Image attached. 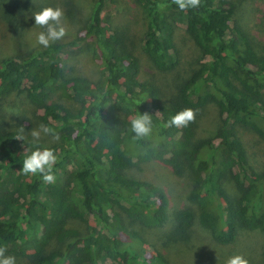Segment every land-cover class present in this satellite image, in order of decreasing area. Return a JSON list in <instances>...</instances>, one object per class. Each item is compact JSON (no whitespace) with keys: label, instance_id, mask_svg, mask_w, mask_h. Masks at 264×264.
Returning a JSON list of instances; mask_svg holds the SVG:
<instances>
[{"label":"trees","instance_id":"1","mask_svg":"<svg viewBox=\"0 0 264 264\" xmlns=\"http://www.w3.org/2000/svg\"><path fill=\"white\" fill-rule=\"evenodd\" d=\"M111 1L95 0L78 36L80 43L91 40L100 69L96 80L67 70L66 44L60 42L0 61V100L23 93L41 110L40 123L59 133L56 143L45 145L0 124V247L26 256L32 251V264H166L161 253L150 260L138 254L132 243L142 239L129 224L154 228L172 221L176 233L191 237L198 219L221 245L234 244L241 230L264 235V168L250 166L236 128L249 127L264 138V56L253 37L233 24V3L201 0L198 8L181 11L172 0H135L147 12L143 51L157 69L172 70L179 63V24L200 50L198 68L165 102L157 84L141 79L140 60L123 36L107 25L104 13ZM63 97L79 102L78 110L62 103ZM211 103L220 114L215 137L197 139V120L187 127L166 126L179 111ZM138 112L153 115L155 128L136 141L129 118ZM18 141L26 148L20 157L14 154ZM38 147H50L58 156L55 183L21 171L24 157ZM152 159L178 175L189 171L188 197L197 210L171 212L161 187L124 174ZM229 179L235 194L227 188ZM71 218L88 229L68 227ZM53 242L59 246L52 248Z\"/></svg>","mask_w":264,"mask_h":264},{"label":"rangeland","instance_id":"2","mask_svg":"<svg viewBox=\"0 0 264 264\" xmlns=\"http://www.w3.org/2000/svg\"><path fill=\"white\" fill-rule=\"evenodd\" d=\"M234 5L233 24L241 26L253 37L257 51L264 56V0H230ZM95 0H0V61L5 57H20L29 50L42 48L36 42L37 34L42 31L35 26L33 13L46 6H61L65 11V24L68 35L57 42L64 43L63 59L67 70L74 76H84L96 80L100 76L98 61L94 59L90 41L79 42L84 25L91 14ZM107 25L118 31L130 50L141 63V79L150 80L162 90L163 101L170 102L178 93L183 82L198 68L200 50L185 25L179 24L175 31V42L179 57L178 65L172 70H159L143 51L147 12L135 0H112L105 10ZM79 45L77 44V41ZM76 41V43H75ZM60 101L74 110L79 102L60 98ZM41 110L26 101L23 93H14L0 100V124L7 129L17 130L30 137L31 131L40 124L38 115ZM197 139L215 137L220 126V114L216 104L211 103L196 110ZM237 133L248 151L250 166L255 170L264 168V138L249 127L237 126ZM58 139L41 136L40 143L50 145ZM26 151L18 141L14 144V154L18 157ZM70 169L73 166L69 167ZM128 177L149 181L161 187L169 196L170 210L190 207L197 210L189 199L192 179L189 171L175 174L171 166L161 160L152 159L124 170ZM227 188L230 193L236 190L229 179ZM173 219V215L171 214ZM89 224L95 227L96 219L89 216ZM172 221L163 227L149 228L141 223L130 225L131 230L139 233L142 241L132 243L143 259L161 253L166 264H226L227 260L242 254L249 264H264V235L258 231L241 230L237 241L231 245H221L213 240L211 234L201 226L198 219L192 225L191 237L185 233H176ZM85 232L86 223L79 218H71L67 224ZM125 240L124 235H119ZM59 246L53 242L51 247ZM32 251L28 255L13 252L5 256H14L16 264H32ZM126 260L125 256H120ZM148 262V261H147Z\"/></svg>","mask_w":264,"mask_h":264},{"label":"clouds","instance_id":"3","mask_svg":"<svg viewBox=\"0 0 264 264\" xmlns=\"http://www.w3.org/2000/svg\"><path fill=\"white\" fill-rule=\"evenodd\" d=\"M201 0H172V3L178 6L181 11H187L192 8H198ZM35 26L42 31L37 34L36 42L39 46L48 48L51 44L64 39L68 35V27L65 24V11L57 6H46L33 13ZM137 103H140L137 101ZM196 120V110L185 108L175 114L167 122V127H187ZM155 128L153 115L149 112H138L129 118V131L133 134L132 139L139 141L150 137ZM23 129H21V132ZM51 136L53 139L59 138V133L55 128L48 124L40 123L37 128L31 131L34 142H39L41 136ZM17 139H22L17 137ZM58 161V156L54 149L50 147L36 148L31 154L23 159L21 171L25 175L39 174L45 183H55L56 175L54 167ZM5 247H0V264H16L14 256H5ZM226 264H249V261L242 255L237 254L230 257Z\"/></svg>","mask_w":264,"mask_h":264}]
</instances>
